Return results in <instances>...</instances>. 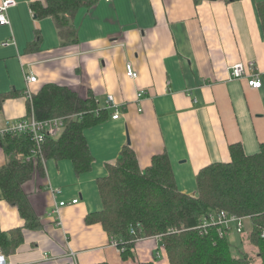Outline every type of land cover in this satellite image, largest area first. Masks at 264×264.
<instances>
[{
  "label": "crops",
  "instance_id": "obj_1",
  "mask_svg": "<svg viewBox=\"0 0 264 264\" xmlns=\"http://www.w3.org/2000/svg\"><path fill=\"white\" fill-rule=\"evenodd\" d=\"M38 3L46 0H17L7 12L10 24L0 25V95H5L0 129L33 113L27 75L37 76L34 95L46 84L64 86L94 100L106 117L84 130L93 155L88 171L77 173L71 159L44 153L33 162L35 171L23 189L36 225L0 199V229L21 233L6 264H169L157 236L134 242L125 256L103 224L90 219L103 209L98 180L128 145L142 170L166 153L178 189L197 197L198 173L229 162L231 145L240 143L247 155L260 151L264 28L259 5L264 0H99L75 15L74 41L55 18L36 14ZM10 39L12 44L3 45ZM127 62L137 79L127 76ZM239 62L255 63L263 74L261 88L231 76V66ZM140 90L145 94L139 100ZM108 95L122 111L117 119ZM1 138L0 168L7 163ZM76 198L78 203L54 212L61 200ZM251 231L247 218L242 233L232 227L226 237L235 257L264 264Z\"/></svg>",
  "mask_w": 264,
  "mask_h": 264
},
{
  "label": "trees",
  "instance_id": "obj_2",
  "mask_svg": "<svg viewBox=\"0 0 264 264\" xmlns=\"http://www.w3.org/2000/svg\"><path fill=\"white\" fill-rule=\"evenodd\" d=\"M98 1L46 0L45 4L38 3L34 7L39 17L55 18L60 30L67 31L74 41L77 38L73 25L75 15L80 8L92 7ZM259 10L264 28V3L259 5ZM4 98L5 95H0V101ZM30 111L38 120L68 117L62 134L45 141L46 158L71 159L77 173L91 168L93 155L84 130L106 117L94 100L81 98L67 87L46 84L34 95ZM1 143L7 163L0 168V199L17 206L33 225L34 213L23 189V184L35 171L33 161L27 159L33 140L28 134L10 132L2 135ZM230 153L229 162L212 163L200 170L197 175L199 195L194 197L178 189L166 153L155 155L152 164L142 170L136 153L127 145L117 162L108 166L109 174L98 180L103 209L90 219L100 221L111 236L128 241L127 250L122 253L125 256L131 253L134 244L131 227L141 223L142 231L138 235H162L169 264H251L248 256L233 255L227 237H220L215 227L207 234L194 228L209 211L225 209L249 217L252 224L249 238L259 248L264 263V143L253 155L245 154L240 143L231 145ZM172 229L181 231L170 232ZM20 240L19 230L6 233L0 229V248L6 255L15 250Z\"/></svg>",
  "mask_w": 264,
  "mask_h": 264
},
{
  "label": "built area",
  "instance_id": "obj_3",
  "mask_svg": "<svg viewBox=\"0 0 264 264\" xmlns=\"http://www.w3.org/2000/svg\"><path fill=\"white\" fill-rule=\"evenodd\" d=\"M110 1V0H107ZM17 5V0H2L0 4V25L10 24L8 17V10ZM14 41L6 40L3 42V45H10ZM230 73L232 77L235 78H246L249 86L254 89H259L263 85V74L259 71L254 62L244 63L239 62L231 66ZM126 74L127 76L137 79L139 73L135 70V67L132 62L126 63ZM28 88L26 91V96L30 100L33 99L35 91L31 87V84L37 81L36 75H27ZM145 91L140 90L137 93V99H142ZM107 103L109 108L115 109V113L112 118L117 119L120 117L121 109L119 105L115 102L113 95H108ZM142 110L141 108L139 109ZM70 117V116H69ZM67 118L65 116H57L44 120L36 119L34 113L25 118L16 119L9 121L7 125L0 129V136L5 135L6 133H14L17 135L28 134L33 140V147L27 157L28 160L36 161L37 157H42L43 155V145L48 138L57 139L63 132L66 127ZM79 202V199H73L68 202L66 200H61L58 204L55 205L54 212L59 213L61 207L76 204ZM249 217H242L230 213L225 209L211 210L201 219L199 225L194 227L199 229L201 234H207L209 229L215 227L220 235V237L227 236L232 227L239 233H242L245 228V219ZM142 231L141 223H138L135 226L131 227V234L134 235V240L136 242L139 239L147 238L143 235H138ZM180 229H172L170 232H180ZM159 239L162 240V235H157ZM264 237V233L262 234ZM112 243L118 247L121 253H124L127 250L126 243L124 239L116 238L111 236ZM132 248V247H131ZM130 248V250H131ZM7 263V255L0 248V264Z\"/></svg>",
  "mask_w": 264,
  "mask_h": 264
}]
</instances>
